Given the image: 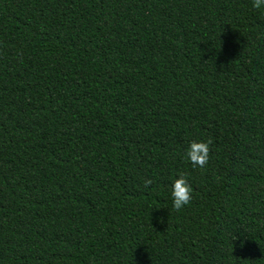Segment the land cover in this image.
Wrapping results in <instances>:
<instances>
[{
    "label": "trees",
    "instance_id": "16d2710c",
    "mask_svg": "<svg viewBox=\"0 0 264 264\" xmlns=\"http://www.w3.org/2000/svg\"><path fill=\"white\" fill-rule=\"evenodd\" d=\"M0 264H264V11L0 0Z\"/></svg>",
    "mask_w": 264,
    "mask_h": 264
},
{
    "label": "clouds",
    "instance_id": "9594fccd",
    "mask_svg": "<svg viewBox=\"0 0 264 264\" xmlns=\"http://www.w3.org/2000/svg\"><path fill=\"white\" fill-rule=\"evenodd\" d=\"M252 7L264 11V0H251ZM211 140H190L184 151V158L193 167H203L208 161L209 144ZM151 183L150 179H145V186ZM192 188L188 183L187 175L178 173L171 181L170 196L173 209H181L186 206L191 199ZM159 219V218H158Z\"/></svg>",
    "mask_w": 264,
    "mask_h": 264
}]
</instances>
